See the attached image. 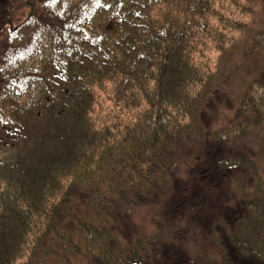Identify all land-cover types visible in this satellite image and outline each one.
<instances>
[{"label": "trees", "instance_id": "1", "mask_svg": "<svg viewBox=\"0 0 264 264\" xmlns=\"http://www.w3.org/2000/svg\"><path fill=\"white\" fill-rule=\"evenodd\" d=\"M196 166L264 264V0H0V264H142Z\"/></svg>", "mask_w": 264, "mask_h": 264}, {"label": "rangeland", "instance_id": "2", "mask_svg": "<svg viewBox=\"0 0 264 264\" xmlns=\"http://www.w3.org/2000/svg\"><path fill=\"white\" fill-rule=\"evenodd\" d=\"M203 171L204 169L199 166L193 168L192 172L186 169L177 171L179 176L174 181L173 205L175 206L172 207V214L166 221L170 235L168 241L163 244L162 250L158 252L160 254L158 259L172 263L175 255L181 254V259L191 261L194 256L197 258L202 254L218 262L221 260L220 254L225 253V249L213 245L210 239L216 231L221 230V224L227 227L226 233L230 231L241 214L239 210L227 205L230 192L225 181L220 180L210 185L202 179ZM195 209L199 212V224L189 221L191 210ZM152 215L155 216L156 212L149 208L139 210L136 215L127 216L118 231L120 237L126 241L137 237L148 228L149 216ZM220 219L223 222H220ZM181 220L187 222L183 225L173 224ZM225 248L228 254H233L228 244ZM33 264H50V261L37 260Z\"/></svg>", "mask_w": 264, "mask_h": 264}, {"label": "flooded vegetation", "instance_id": "3", "mask_svg": "<svg viewBox=\"0 0 264 264\" xmlns=\"http://www.w3.org/2000/svg\"><path fill=\"white\" fill-rule=\"evenodd\" d=\"M159 257L160 254H158V252L145 255L142 264H257L245 258L238 259V256L234 254L231 255L224 253L220 254L219 257L221 260H218V262L216 260H213L209 256L202 254H200L197 258H195L194 256V259H192L191 261L181 259V254L175 255L174 259L172 260V263H170L169 261L158 259Z\"/></svg>", "mask_w": 264, "mask_h": 264}]
</instances>
